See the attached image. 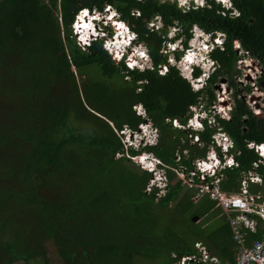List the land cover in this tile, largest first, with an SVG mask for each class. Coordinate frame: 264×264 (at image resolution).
<instances>
[{
    "label": "trees",
    "instance_id": "trees-1",
    "mask_svg": "<svg viewBox=\"0 0 264 264\" xmlns=\"http://www.w3.org/2000/svg\"><path fill=\"white\" fill-rule=\"evenodd\" d=\"M232 4L238 17L229 18L214 3L182 13L161 0H0V264H48L34 229L38 218L63 264H135L136 258L171 264V254H194L195 243L222 262L233 261L235 244L214 203L204 198L194 204V192L168 170L166 194L146 193L151 175L124 157L119 134L143 122L134 111L141 106L159 132L158 144L143 151L170 167L176 151L188 150L190 161L204 155L183 145L185 133L166 120L184 123L191 107L213 101V85L233 70L232 40L264 66V0ZM106 5L145 45L152 70L130 71L96 42L85 51L77 47L70 30L75 14ZM155 16L165 27L181 26L186 40L194 24L226 34L225 52L213 54L219 69L205 88L194 90L169 66L167 29L147 26ZM219 122L240 151V168L226 171L222 184L236 189L240 172L257 160L245 145L264 143V125L240 103L229 122ZM208 133L200 135L202 142ZM190 161L180 164L191 170ZM257 172L264 181V166ZM194 216L218 224L205 231ZM258 238L260 233L248 236Z\"/></svg>",
    "mask_w": 264,
    "mask_h": 264
},
{
    "label": "clouds",
    "instance_id": "clouds-1",
    "mask_svg": "<svg viewBox=\"0 0 264 264\" xmlns=\"http://www.w3.org/2000/svg\"><path fill=\"white\" fill-rule=\"evenodd\" d=\"M161 1L169 2L182 13L203 9L211 6V3H214L217 8H220L219 11L222 10V13L229 18H235L236 15L238 17V12L234 8L232 0H227V3H225V0H203V3H200L199 0ZM121 25L123 27H121ZM147 26L148 28L155 30L167 29L163 54H168L169 66L175 67L180 76L189 82L194 90L205 88L209 79L219 69V64L213 58V54L216 52H225V44L227 42L226 34L221 31L207 33L198 25L194 24L188 30L190 38L186 40L184 30L181 26L174 23L165 27L159 16L152 18ZM70 30L71 38L81 51H85L96 42L100 44L102 50L112 61L116 64L123 63L130 71L137 70L142 72L153 69L145 45L137 41V37L129 28L128 24L123 21L114 8L109 5L105 6L101 11L94 8H83L79 10L74 16L70 25ZM140 53H143L144 55L142 56ZM146 63L147 66L145 68H138V66L143 67ZM162 70L165 71V67ZM197 72H199L198 76H196ZM138 107L140 112L137 113L142 116L141 119L143 122L137 126L136 130H131L126 127L122 129L130 132L131 141H133L131 146L127 148L124 147L123 140L128 137V135L125 137L121 132L122 130L119 131L122 150L124 157L135 163L138 169L151 175L148 185L151 186L153 190L157 191L158 196L162 195L160 197H163L168 188L166 172L167 170L171 171L170 168L172 166H166L151 152L143 151L145 148L154 147L158 144L159 132L158 129L147 119L141 106H137L134 111H138ZM193 107H195V110L193 111L190 109L184 123H180L177 119H167L166 123H170L172 128L181 130L185 133L186 138L182 142L183 145L187 144L198 150H205L204 155L202 156L204 157L208 150L207 147H209L211 141H213L211 134L217 135L218 133H221L222 130L220 128L222 127L218 120L217 113L214 111L211 104L208 105L206 103V100L200 105ZM209 121L211 123H209ZM155 129L158 134H155ZM209 130H212L211 133H208L209 140L207 143H204L200 140V135ZM139 131L140 134L135 136L134 139L132 135H136ZM226 135L234 144L231 137L228 134ZM197 143L200 144L201 147H199ZM128 151H135L137 152V155L131 156L128 154ZM232 151L233 150H231L230 153ZM176 154L180 156V161L182 159L190 161L188 150H183L181 152L176 151L174 154L175 158ZM177 164H180V162L176 163V165ZM226 171H224V174ZM181 186L183 185L181 184ZM183 187L186 188L185 186Z\"/></svg>",
    "mask_w": 264,
    "mask_h": 264
},
{
    "label": "built area",
    "instance_id": "built-area-1",
    "mask_svg": "<svg viewBox=\"0 0 264 264\" xmlns=\"http://www.w3.org/2000/svg\"><path fill=\"white\" fill-rule=\"evenodd\" d=\"M221 100V98H220ZM255 103L251 104L254 111L258 108ZM191 107V110H195ZM218 113L223 108L213 107ZM142 113V111H141ZM209 123H211L209 121ZM213 129V128H212ZM220 130V129H218ZM212 130L208 132L211 133ZM126 137L123 140L125 148L131 146V135L128 130L121 131ZM155 134H158L156 129ZM140 131L136 135L138 136ZM211 141L204 157H197L189 162L191 170L186 166L177 164L171 167L176 180L180 181L187 189L194 191L192 201L197 203L203 198L214 203L216 210L220 211L221 217L227 223L232 241L235 244L232 262H222L218 257L212 255L201 243H195L194 254L178 256L171 254V264H264V234L259 241L251 246H245V236L247 231L254 233L259 223L264 224V181L257 170L264 166V143L247 142L246 148L252 150L257 156V160L251 164V168L240 174L238 188L224 189L226 170L239 168L238 163L233 159L230 151L234 150V144L222 131L217 135L211 134ZM199 143V142H198ZM197 145L199 147L200 144ZM239 155V153H236ZM121 154H117L116 157ZM124 155V153H123ZM122 156V155H121ZM175 162H180V156L176 154ZM257 186V190H251V186ZM153 190L151 186L146 187V193ZM162 195H159L160 197ZM256 216V218H251Z\"/></svg>",
    "mask_w": 264,
    "mask_h": 264
},
{
    "label": "flooded vegetation",
    "instance_id": "flooded-vegetation-1",
    "mask_svg": "<svg viewBox=\"0 0 264 264\" xmlns=\"http://www.w3.org/2000/svg\"><path fill=\"white\" fill-rule=\"evenodd\" d=\"M231 44L236 57L233 70L229 75L219 77L213 85L214 99L210 104L212 107L223 108L221 113L214 109L219 121L229 122L237 104L240 103L245 105L252 117L257 119L258 124L264 125V99H262L264 97L257 96L260 97L255 103L257 111L251 106L255 99L252 96L254 91L264 95V66L258 58L244 49L239 40H232ZM247 120L248 117L244 115L243 123Z\"/></svg>",
    "mask_w": 264,
    "mask_h": 264
},
{
    "label": "rangeland",
    "instance_id": "rangeland-1",
    "mask_svg": "<svg viewBox=\"0 0 264 264\" xmlns=\"http://www.w3.org/2000/svg\"><path fill=\"white\" fill-rule=\"evenodd\" d=\"M146 66H147V63L143 67L138 66V68L142 69V68H145ZM94 77L98 78V76H94ZM76 78L78 80H81L83 77L77 76ZM216 94H217V92H216ZM252 96H253V98H255L254 102H256V100L259 101L260 97H264L263 94H257L255 91H254ZM257 96H260V97H257ZM262 99H264V98H262ZM261 103H262V101H261ZM256 106H258V105H256ZM260 106H262V104H260ZM137 112H140L139 107H138V111ZM118 157H122V156L118 155ZM116 158L117 157H115V159ZM133 166L135 168L137 165H135V163H133ZM196 207H198V205H196ZM216 211L219 214L218 217L222 218L221 215H220V211L219 210H216ZM215 220H217V217H216ZM216 224H218V221L217 222H212V219L210 221H207V218L199 219V221H198V225L203 226L202 228H204L205 231L211 230L213 227H215ZM34 229L37 232L38 236L40 237V239H41V241H42V243L44 245V249H45V251L47 253L48 264H63L58 259V257L56 256V254H55V252L53 250L52 244H51L50 232H49L48 228L46 226H44L43 222L40 221V218H38L35 221ZM134 263L135 264H158L155 260H143L141 258H136ZM30 264H40V263L35 261V262H31Z\"/></svg>",
    "mask_w": 264,
    "mask_h": 264
},
{
    "label": "crops",
    "instance_id": "crops-1",
    "mask_svg": "<svg viewBox=\"0 0 264 264\" xmlns=\"http://www.w3.org/2000/svg\"><path fill=\"white\" fill-rule=\"evenodd\" d=\"M106 6H108V5H106ZM221 130H222V132H224V133H226L222 128H220ZM227 134V133H226ZM239 153V155H240V151H238V150H236V148L234 147V150L231 152V155H232V157H233V159L236 161V157H238L239 155H237L236 153ZM236 163H238L237 161H236ZM238 165H239V163H238ZM239 168H240V165H239ZM239 168H237V169H239ZM237 169H235V170H237ZM229 171H233V170H229ZM241 172H243V171H241ZM241 172H240V174H241ZM240 174H239V179H240ZM259 174V173H258ZM259 175H261V174H259ZM262 176V175H261ZM239 179H238V181H239ZM262 179H263V177H262ZM227 180V178H226V174H225V179H224V181H223V183L222 184H224V182ZM223 186V185H222ZM237 188H238V185H237ZM236 188V189H237ZM235 189V188H234ZM258 189V187L257 186H255V185H253V186H251V190H257ZM251 218H256V216H251ZM258 233H260V238H258V239H255V240H252V241H249L248 240V236L249 235H255V234H258ZM264 234V224H262V223H259L258 225H257V229H256V231L254 232V233H250V232H248L247 231V233H246V236H245V246L246 247H249V246H251L254 242H256V241H259L261 238H262V235ZM213 255V254H212ZM215 256V255H214ZM217 257V256H216Z\"/></svg>",
    "mask_w": 264,
    "mask_h": 264
},
{
    "label": "water",
    "instance_id": "water-1",
    "mask_svg": "<svg viewBox=\"0 0 264 264\" xmlns=\"http://www.w3.org/2000/svg\"><path fill=\"white\" fill-rule=\"evenodd\" d=\"M217 88V87H216ZM97 117H99V118H101V119H103V117H101L100 115H98V114H95ZM104 120V119H103ZM192 222L194 223V224H196V223H198V221H199V217L198 216H194L192 219Z\"/></svg>",
    "mask_w": 264,
    "mask_h": 264
},
{
    "label": "snow or ice",
    "instance_id": "snow-or-ice-1",
    "mask_svg": "<svg viewBox=\"0 0 264 264\" xmlns=\"http://www.w3.org/2000/svg\"><path fill=\"white\" fill-rule=\"evenodd\" d=\"M199 2H200V3H203V0H199ZM225 3H227V0H225ZM121 27H123V26L121 25ZM140 55L143 56L144 54H143V53H140Z\"/></svg>",
    "mask_w": 264,
    "mask_h": 264
},
{
    "label": "bare ground",
    "instance_id": "bare-ground-1",
    "mask_svg": "<svg viewBox=\"0 0 264 264\" xmlns=\"http://www.w3.org/2000/svg\"><path fill=\"white\" fill-rule=\"evenodd\" d=\"M222 103V102H221ZM144 163V162H143Z\"/></svg>",
    "mask_w": 264,
    "mask_h": 264
}]
</instances>
